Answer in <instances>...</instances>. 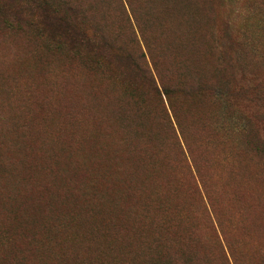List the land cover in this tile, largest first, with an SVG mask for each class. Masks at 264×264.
Segmentation results:
<instances>
[{
    "label": "rangeland",
    "instance_id": "1",
    "mask_svg": "<svg viewBox=\"0 0 264 264\" xmlns=\"http://www.w3.org/2000/svg\"><path fill=\"white\" fill-rule=\"evenodd\" d=\"M264 264V0H0V264Z\"/></svg>",
    "mask_w": 264,
    "mask_h": 264
},
{
    "label": "trees",
    "instance_id": "2",
    "mask_svg": "<svg viewBox=\"0 0 264 264\" xmlns=\"http://www.w3.org/2000/svg\"><path fill=\"white\" fill-rule=\"evenodd\" d=\"M165 264H171L170 262H168V263H165Z\"/></svg>",
    "mask_w": 264,
    "mask_h": 264
}]
</instances>
